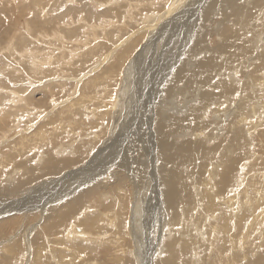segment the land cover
Segmentation results:
<instances>
[{
  "label": "rangeland",
  "instance_id": "rangeland-1",
  "mask_svg": "<svg viewBox=\"0 0 264 264\" xmlns=\"http://www.w3.org/2000/svg\"><path fill=\"white\" fill-rule=\"evenodd\" d=\"M173 1L174 0H0V185L4 188L9 186L17 189L12 191L13 195L11 194L6 198V200L8 199L7 202L19 201V199L22 200L23 198L26 199L32 196L30 193L34 191L36 192L35 196L29 197L28 199L30 203L41 204V207H47V209L52 212L60 210L70 212V201L76 198L80 191L88 185V187L92 189L90 197L80 208H88L93 211L89 212L91 216L85 212H79V218L82 219V221L78 222L79 224L77 223L76 227L78 226L80 229H82L81 227L87 228L89 231L91 230V224L93 222V224H97L98 222L101 226L100 231L103 234L101 236H106V240H109L110 234H113L111 232L112 230L106 227L107 223H109V220H113L114 215L118 214L119 211H124L121 215L124 225L123 233L122 235H120V232L115 233L119 235V244H117L119 241L113 238H111L110 243L92 242L90 241L93 239L92 237L97 236L93 235L83 242L76 241L75 248L73 245L71 248H66L63 245L61 252L59 250L60 248L53 249L54 246H51L52 237L54 235L50 236L47 228L44 227L46 225L45 215L39 214L41 209L33 213L36 216L39 214L36 218L32 217L34 215L22 217V219L21 215L17 214H13L12 216L9 214L10 217L8 216L7 218L4 217L5 215H0V222L10 220L13 216L18 218L17 220L13 219L12 226H9L6 232L0 229L2 232V234H0V263L6 264L5 261L10 260L12 257H16L12 264H144V262H146V264H152V259L158 248L160 247L161 250H163L164 244L167 245L174 239L173 231H177L178 227L170 226L168 229L165 225L163 229L159 226L161 222L158 224L152 220V214H154L156 210L149 211V214L144 210L147 207V199L150 193L153 194V191H149L147 194L148 198L146 197L147 199L142 203L144 213L142 212L143 217L141 223L142 226H144V232L143 235H141L142 237L139 243H135L137 239L131 235V229L129 228V226H132L133 219L131 220V218L134 217L135 207V200H133L131 191L133 188L132 184L126 185L127 191L123 193L116 192V195H113L104 190L101 191V185L99 183L105 181L112 184L115 181L112 177L108 178V175H117H113V172H116L114 171L116 165L112 166V164H108V166L106 165L107 162L103 160L109 153H113L111 158H117L120 154L116 145L114 146L116 149L108 150V148H106L108 144H111L109 138L112 135L113 129L115 131L113 138H120V136L124 137L122 133L128 135V130H135L139 127L138 124L141 116L144 118L151 116L148 111L144 112L147 110L148 104H151L147 96L151 94V100L153 98L158 101L161 100L160 96L162 95V91L160 90H162L167 81L169 82V79H171L173 74L171 71L175 66L180 63L181 65H185L186 69L188 68L194 72L202 66V63L207 58L213 55L212 46L216 51L220 41L217 33L225 36V34L222 33L220 24H222L223 20L226 27H231L230 20L234 19V17L231 15L230 7L237 2V0H198L197 3L193 4L192 0H186L184 2L179 0L178 2L175 1L177 4L173 7L174 9L170 10L171 5L175 4ZM212 1H214L215 4L210 8L209 14L211 16L209 15V20L203 22V20H200L202 18L200 17L199 10L206 7L205 2L210 5ZM240 1L239 3L241 4L245 2V0ZM248 1V5L250 6H248L249 15L245 17L248 21H251L243 22L245 17L242 21V18L238 17L239 14L236 13V16L239 19L241 18L243 22L242 24L240 23L238 27L242 25L245 27V30L246 28H255L257 24L260 26L258 27L259 30H261L260 36L263 37L264 0H259L258 5L255 4L256 0ZM252 13L254 16L251 15ZM157 15L160 16L158 19L156 17ZM154 16L157 21L155 19V22H152L153 25L151 29L149 27L151 22L149 23V21H152L151 17ZM146 29L150 31L149 37L140 34V32ZM133 33L134 35H131ZM233 33L236 32H231L228 40L238 39V36H235ZM204 36L206 40L210 41L211 45L206 44L203 49L192 47L196 37L204 38ZM214 42L215 44H213ZM241 42H244V39H242ZM261 42V44H264V40ZM251 44L255 46L256 52L257 46L259 45H256L255 41H252ZM119 56H122L123 59L121 60ZM137 58H139L138 63L134 66L135 68L130 77L131 79L128 77L129 80H124L126 69ZM243 58L235 63V66L232 67L233 70L232 68L230 70V64H225V67L229 69L220 71L221 75L225 76L227 74L225 77H229L231 81L233 71L234 69L236 70L234 73L237 74V77H234V79L238 82L234 85H237V87H235L238 93L236 92L233 97V104L240 99L242 94L241 91H244V87H248L249 84L250 89L252 84L249 82L251 80L257 77V83L258 80L259 82L261 81V79H259L261 77L258 74H255V72L251 70L248 71L249 61L246 59L241 61ZM139 60L141 62L140 64ZM152 62L154 64H152ZM217 62L224 64L222 59H217ZM148 63H151L153 66ZM155 63L163 67L165 71H170L171 69L168 74L169 76L167 75L164 81L165 83H163L164 86L163 84L161 85L162 87L159 84L161 77H159L157 81H154L152 84L153 86L148 83L149 73L153 69H156ZM262 81L261 83L264 87V80ZM139 82L141 90L138 92L136 85ZM127 83L128 86H126ZM181 86L183 87V84H176V82L173 81V86L168 91V93L171 91L179 92L177 96L178 101L177 99L175 102L173 101L174 107L177 108L178 105L185 102V98H189L186 97V92L189 91L188 88L183 87L182 89ZM104 87H107L106 91ZM240 88H242V90H240ZM247 89H245V95ZM121 91L126 93L122 99L118 97ZM128 91H132L131 94H129ZM259 94H262V96L260 98L257 96V100H259L256 101L257 103L255 102L254 105L262 110L264 107V92H259ZM140 95L141 102L137 108L135 99ZM246 99L247 95L244 100ZM222 102L223 107L203 117L206 122L205 124L210 123V130L208 131L205 129L204 136H199L198 140L205 141L206 146H209V148H205L206 151H209L213 144L217 145L221 141H218L219 136L217 131H220V128H228L226 124L231 119L232 114L228 115V117L225 116L222 112L224 108L229 106V110H235L230 108L231 103L224 100ZM165 103L169 105L170 102ZM133 106L135 108H132ZM174 107L172 106L170 108ZM104 109H109L110 112L107 116L102 118V114L106 111ZM189 110H191L190 107ZM249 110H252L251 107ZM256 110L259 111L258 108H256ZM165 111L167 110L165 109ZM170 114L172 113L170 112ZM115 117L121 120V122L123 120L124 127H121V125L118 126L113 122ZM132 117H134V120ZM241 120L245 124L247 118L242 117ZM164 123L165 126H170L168 122ZM251 126L248 130L250 136H252L251 141H253V146L256 151V153L254 151L252 156L254 157V154H258V157L261 155V158L259 157L257 161L259 167L256 169L258 170H255L253 173L259 174L256 179L262 177V179H264V131H262L264 122L252 124ZM214 127H217V129ZM115 128L117 129L115 130ZM213 132L215 133V139L213 137ZM202 134L203 132L201 135ZM184 135L186 137L183 136V138L177 140L181 143H186L188 141L195 143V140H197V136L193 133L186 132ZM175 136L176 135H173V137ZM227 141L230 140L228 139ZM121 147L122 145L119 149ZM147 147V152L142 150V154L144 155L142 156L143 160H147L148 158L151 159L152 157L154 159L155 149L151 153H148L149 144ZM80 153L85 154L84 161L81 164L60 171L58 168L50 169L49 159L52 160L53 158V160L56 161H65L76 158ZM223 154L224 153L218 155L222 156ZM228 159H230V157H228ZM26 164L27 167L31 165L29 169H31V171L34 169L35 173L33 175L38 177L36 181L30 184H24L23 181L27 176L26 172H28V169L25 168ZM223 164L225 166L228 165L226 160L223 161ZM89 166H91L90 168L92 170H89ZM154 166L148 165L147 170L149 171V182L155 191L156 185L153 183V177L156 176V172L158 173L157 176L159 175L160 168ZM154 168L157 169V171L154 170ZM260 170L263 172L261 173ZM241 172L244 173V171ZM96 173L100 175L96 178L91 177V183L85 184L82 177H90ZM103 173L104 175H101ZM212 173L214 181L211 184L214 185L215 168L212 170ZM105 175H107V177ZM100 176H103V180H100ZM201 176L200 173L197 174L199 180ZM17 183L18 185L16 186ZM246 183L244 186L247 187ZM197 186L198 185H196L195 188H197ZM255 186L256 187L250 184L249 191H247L249 193H247L246 196L243 197L239 195L240 197L237 196V198H234L238 200V207H245L246 209L247 216L243 220L246 223L250 222V226L248 227V236L252 237L250 242L241 246L239 251L236 249L228 251H233V253L227 254L228 256H221L222 261H219L220 257L214 259V254L205 250L203 244L196 245L200 251L199 259H197V256L194 254L191 255V250L188 249L189 254L186 253L187 256L184 254V256L178 257L177 259L179 260L176 259L175 262L173 258L170 257L171 261L173 263L181 261L178 264H224V260H232L230 264H236L237 262H239L237 264H262L264 260V191L260 186H264V183L259 181ZM202 187L203 185L199 192L203 191ZM89 188L86 190L88 191ZM192 189V185L189 184L188 190ZM258 189L261 192H258ZM38 190L44 191V195L48 192L54 193V195L49 200L41 201L40 192ZM73 190L75 191L73 192ZM100 191V196L103 197L107 195L106 199L102 198V200L96 196L93 198V195ZM239 192L243 193L244 191L239 190ZM239 192L237 194H240ZM119 195L125 199L123 203L125 204V208L123 209H120L118 206L117 200ZM60 196L61 198L57 201L56 198ZM259 196L263 197L260 198ZM239 200L242 202H239ZM249 203H252V205ZM151 205L153 204H150V206ZM218 205L223 206L221 208L223 211L231 213L225 203L219 202ZM247 206H250V208ZM253 206L255 207L253 208ZM151 208L153 209L152 206ZM197 210L203 211L204 207L198 203ZM71 215L73 216V214ZM107 215H110L111 218ZM160 217H162V215L158 218ZM28 219L33 221L30 222ZM220 219L223 220V218ZM223 221L224 222L220 221L221 224L215 221V228L223 229L225 225L230 226L232 232H230L228 228H225L227 232L225 238L229 239L230 234L237 230H234L232 219L230 220L232 223H229L230 221ZM204 225L206 224L202 223L200 227L206 230L207 225ZM32 226L35 228L33 229ZM250 227L252 230H250ZM37 231L41 232L40 236H42L44 240L41 239V244L34 243L30 245L29 241L39 234ZM200 235L202 234H199V236ZM182 240V238L178 239V241ZM227 241L228 240H223V243ZM112 242H115V244ZM191 243L192 242H190L189 245H191ZM66 244L70 245L68 242ZM254 246L256 248H254ZM6 247L12 248L14 252L6 251ZM40 247H43L45 250L41 251L39 249ZM202 248H204V250H202ZM117 249H120L122 252H117ZM133 251L136 252L134 253ZM233 254H236L235 257L237 258L240 256V259L231 256ZM243 255L249 256V260ZM256 258L259 261L255 263L257 260ZM3 260L4 262H2ZM164 260L166 261V256ZM235 261L237 262L234 263ZM7 264H11V262ZM157 264H159V261Z\"/></svg>",
  "mask_w": 264,
  "mask_h": 264
},
{
  "label": "bare ground",
  "instance_id": "bare-ground-1",
  "mask_svg": "<svg viewBox=\"0 0 264 264\" xmlns=\"http://www.w3.org/2000/svg\"><path fill=\"white\" fill-rule=\"evenodd\" d=\"M175 1L178 2L179 0H174L173 2H175ZM182 1L184 2L186 0H182ZM192 1H193V4L198 2V0H192ZM239 2H241V1L237 0V2L235 4H232L230 7L231 15L234 17V19L230 20L231 27L230 28L226 27L223 20H222V24H220L222 27V33H224L225 36L217 33L218 39H220L218 49H216V51H215V48L212 46L213 55L211 57L207 58L202 63V66L199 69L192 72V70H189L188 68H187L188 69L187 70L185 65H181L179 63L177 66H175V68L172 71L170 69V71L173 72V74H172V76L170 74L171 79H169V82L167 81L166 85L164 86L163 83H165L164 81H165L167 75L170 73V71H165L163 69V67H160V66L156 65V63H155L156 69H153L149 73L148 83L152 85L154 83V81H157L158 78L161 77L159 84H160V86L162 84L164 86L163 89L160 90V91H162V95L160 96L161 100L158 101L154 98L151 100V94H149V96H147V98H149V100L151 101V104L150 103L148 104L147 110L144 112L148 111V113L151 116H147V118L146 117L144 118L141 116L139 124H138L139 127H137L135 130H133L131 127L132 130H128V135L126 133H122L124 135V137L120 136V138H118V137L113 138L114 132H115L113 129L112 135L109 138L110 139L109 141L111 144H108L106 147V148H108V150H112V149L117 148L118 151H120L119 157H117V158H115V157L111 158L113 153H109L103 159V160H105V162H107L106 165H108V164H112V166L116 165V168L114 170L116 172L115 173L113 172V175L117 174L118 176L117 175L116 176L108 175V178L112 177L115 182L112 184L107 183L105 181L99 182L101 185L100 190L101 191L104 190L105 192L112 193L113 195L114 194L116 195V192L123 193V192L127 191L126 185H128L130 183L132 184L133 188L131 191L133 194V200H135V203H134L135 207H134V214H133L134 217L131 218V220L133 219L132 226H129V228L131 229V235L133 237H136V239H137V241L135 243H137V244L139 243V241L141 240V237H142L141 235H143V232H144V226H142V223H141V220L143 217L142 216V212H143L142 203L145 199L148 198L147 194L149 193V191H153V194L150 193V196L147 199V207L144 210H146V212H148V214L150 213L149 211H153L154 209L156 210V212L154 214H152L153 215L152 220L154 222H157L158 224H160V222H161V225H159V226H161L162 228L163 227L165 228V225H166V227H168V229L170 226L178 227L177 231L176 230L173 231L174 239L169 244H167V245L164 244L163 250H161L160 247L158 248L156 254H154V258L152 259L153 260L152 264H157L158 261H159V264H178L181 261L178 263H173L171 261L170 257H172L174 262H175V260L178 257L184 256V254L186 255V253H188V249L191 250V253H190L191 255L194 254L195 256H197V259H199L200 251H199V248L196 247L197 244H203L205 250H207L208 252H212L214 254V259L220 257L219 261H222L221 256H226L227 254L233 253V251L228 252V251H231V249H236L239 251L241 246L250 242L251 238H252V237L248 236V232H249L248 227L250 226V222L246 223L243 220L247 216L246 209H245V207H238L237 206L238 200H235L234 198L235 197L237 198V196H239V195L243 196V197L246 196L247 193H249L247 191H249L250 184L252 186L256 187L255 185H257L259 181L264 183V179H262L263 177L260 179H256L259 176V174L253 173L255 170H258V169H256L259 167L257 161L261 155L259 157H258V154L257 155L254 154V157L252 156V154L255 151V147L253 146L254 145L253 141H251L252 136H250V133L248 130L252 124H256V123L260 124V123L264 122V107L261 110V108L256 107L254 105L255 102L259 100V99L257 100V96H259V98L262 96V94H259V92H264V87L261 83V81L264 80V44H261L262 43L261 41L264 40V36L263 37L260 36L261 30H259L258 27H260V26H258L257 24H256V26L254 25L255 28H253V27L252 28H246L245 30H244L245 27L242 25L240 27H238V25L240 23L242 24L243 22H246V21L250 22L251 21V20L248 21L245 17V16L249 15V7H250L248 5L249 1L245 0V2L242 4ZM176 4L177 3L175 2L174 5H171L170 10L174 9L173 7ZM205 4H206V7L203 8L202 10H199L200 17L202 18V19H200V18L199 19L203 20V22H206L207 20H209V18L211 16L209 14L210 8L214 6L215 2L212 1L210 3V5H208L206 2H205ZM255 4L258 5L259 0H256ZM177 6H179V5H177ZM200 9H201V7H200ZM215 12H216V10H215ZM236 13L239 14L238 17H241L242 21H243L244 17H245V20L242 22L241 18L239 19L236 16ZM185 14H186V12H185ZM251 15H253V13ZM251 15H250V17H251ZM156 17L158 19V17H160V16L157 15ZM156 17L155 16L151 17L152 21H149V23L151 22V25H149V27L151 29H152V25H153L152 22H155ZM255 17H254V19H255ZM157 19H156V21H157ZM220 23H221V21H220ZM191 29H192V27H191ZM231 32H236L233 34L235 36H238L237 40H228V37H229ZM138 33H139V31H138ZM149 33H150V31H148V29L143 30V32H140V34L142 36L145 35L147 37H149ZM131 35H134V33ZM243 36H244V38H243ZM242 39H244V42H241ZM127 40L129 41L128 38H127ZM252 41H255L256 45H259V46H257L256 52H255V46H253V44H251ZM206 44L211 45L210 41L206 40L205 36H204V38L196 37L193 41L192 47L203 49ZM213 44H215V42ZM122 45H123V43H122ZM188 47H190V46H188ZM221 53H223V54H221ZM119 57L121 60L123 59L122 56H119ZM139 58L135 59L132 62V64L126 69L124 80H127L128 77L129 78L131 77L133 70L135 68L134 66L137 65ZM241 58H243V60H241V61H244L245 59L249 61L248 71L251 70L252 72H255V74H258L261 77V78H259V79H261V81L259 82V80H258V83H257V80H256L257 77H256V79L251 80L249 82L252 84L250 89H249V84H248V87H246V88L244 87V91L242 90V88H240V90L243 91V92L241 91V93H242L241 97L238 100V102H234L235 104H233V97L237 92V88H236L237 85H234V84H237V82H238L236 79H234V77L235 78L237 77L236 76L237 74L234 73L236 70L234 69V71H233V76L231 77V81L229 80V77H227L228 79L225 77V76H227V74L225 76L221 75L220 71H226L229 69V68L225 67V64H230L229 66H231L230 67V70H231V68L233 66H235V63L237 61H239ZM217 59L218 60L222 59L224 64L218 63ZM102 60H103V57H102ZM140 63L141 62L139 60V64ZM148 64H151V63H148ZM152 64H154V63L152 62ZM111 67H113V66H111ZM161 70H163V71H161ZM232 70H233V68H232ZM162 74H163V76H162ZM144 76H146V75H144ZM141 81L144 82L143 80H141ZM173 81H175L176 84L177 83H180V85L183 84V87L188 88V90H189L188 92H186V95H187L186 97H189V98L188 99L185 98V100H184L185 102L181 105H178V108L174 107L173 101L174 102L176 101L179 92L177 93V92L171 91L170 93H168L169 89L173 86ZM140 82L136 85L137 86L136 89L138 92L141 90L140 89L141 86H139ZM159 84H158V86H159ZM123 86H124V84H123ZM126 86H128V83L126 84ZM183 87H182V89H183ZM134 89H135V87H134ZM245 89H247V91H246L247 99L246 100H244V98H246ZM104 90L106 91L107 87H104ZM151 90H152V88H151ZM178 91H179V89H178ZM248 91H249V93H248ZM131 92H129V94H131ZM142 92H144V91H142ZM124 94H126V93H123V91H121V93L119 94L118 97L120 99H122ZM154 94H155V92H154ZM137 95H139V94H137ZM132 97H133V95H132ZM134 98H136V97H134ZM147 98H145V99H147ZM120 99H119V101H120ZM223 100L231 103L230 108L235 109V110H229L228 109L229 106L224 108V110L222 112L225 116L228 117V115L232 114L231 119L230 120L228 119L229 122L226 120L228 122L226 124V125H228V128H226V129L220 128V131H217L218 136H219L218 141L219 140H221V141L217 145L213 144V146L210 147L209 151H206L205 148H209V146H206L205 141L198 140L199 136H204V130L205 129H207L208 131L210 130V128H209L210 123L205 124L206 122H205V119L203 117L204 116L206 117L207 114L210 115V114H212V112L214 113L215 110L223 107V104H222ZM135 101L137 103L136 107L138 108V105L141 102V95L139 97H137L135 99ZM177 101H178V99H177ZM165 102H170L172 104L169 103V105H168ZM232 104H233V106H232ZM129 105H131V104H129ZM133 105H134V103H133ZM172 106L174 108H170ZM189 107L191 110H189ZM250 107H251V109H252L251 111L253 113L249 110ZM132 108H135V107L133 106ZM256 108H258L259 111L256 110ZM109 109H104L106 111H104V114H102V118H104V116H107L109 114V112H110ZM128 109H129V107H128ZM165 109L167 111H165ZM169 111L172 114H170ZM221 116H223V115H221ZM242 117L247 118V121L245 122V124L241 120ZM120 118H122V117H120ZM132 119L134 120V117H132ZM113 122L115 124H117L118 126L121 125V127H124L123 120L121 122V120H119L117 117L114 118ZM164 122H168L170 126H168V125L165 126ZM214 128L217 129V127H214ZM116 129L117 128H115V130ZM213 130H215V129H213ZM262 131H264V128ZM186 132L193 133L197 136V140H195V143H192L190 141H188L186 143H181L179 140H177V139L183 138V136H185L184 134ZM202 132H203V134L201 135ZM119 135H120V133H119ZM173 135H176V136L173 137ZM262 135H263V132H262ZM213 137L215 139V133L214 132H213ZM228 139L230 141H227ZM191 140H193V139H191ZM251 142H252V145H251ZM148 144H149V152L148 153H151L155 149V157H154V159L152 157L151 159L148 158L147 160H145V159L143 160L142 156H144V155L142 154V150H144V152H147L148 151V147H147ZM115 145L117 146L116 148H114ZM121 145H122V147L119 149V147ZM221 153H224V154L222 156H219L218 154H221ZM255 153H256V151H255ZM84 156H85L84 153H80L79 155H77L76 158L68 159V160L64 159L65 161H56V160H53V158H52V160H50L48 158L50 166H51L50 169L51 168H53V169L58 168V170L60 171L63 169L72 168L76 165L81 164L84 161V158H85ZM262 156H263V154H262ZM228 157H230V159H228ZM224 160H226L228 165L225 166L223 164ZM54 161H56L57 163ZM148 165H152V166L155 165L154 167L160 168L159 175L157 176L158 173L156 172V176L153 177V181H154L153 183H155V185H156L155 191L153 190L152 185L150 184L149 179H148V177H149L148 176L149 171L147 170ZM91 166H89V168ZM30 167H31V165L29 167H27V164H26L25 168L28 169L29 173L26 172L27 176L25 179H23L24 184L25 183H28V184L33 183L38 178L37 176L33 175L35 173V171H34V169L31 171V169H29ZM214 168H215V184L212 185L211 183L214 181V176H213L212 170ZM89 170H92V169L90 168ZM154 170L157 171V169H155V168H154ZM241 171H244V173H242ZM262 172L263 171H261V173ZM199 173L202 175L200 180L197 177V174H199ZM151 174H153V173H151ZM99 175L100 174L96 173L93 176H90V177L85 176L82 178L85 181V184H87V183H91V177L96 178ZM101 175H104V173ZM105 176L107 177V175H105ZM102 178H103V176L102 177L100 176V180H103ZM127 179H129V180H127ZM100 180H98V181H100ZM190 180H191V182H190ZM56 181H59V180H56ZM20 183H21V180H20ZM245 183L247 184V187L244 186ZM189 184L192 185V187H193L192 190H188ZM17 185H18V183L16 184V186ZM196 185H198L197 188H195ZM202 185H203V187H202L203 191L199 192ZM260 187L263 188V191H264V186H260ZM40 188H42V187H40ZM88 188L89 187L87 185V187H85L83 190L80 191L79 195L76 198H73L70 201V203H71L70 204L71 208L69 209L70 212H68L66 210H63V211L60 210V211L52 212V211L48 210L47 207H41L42 206L41 204L39 205L37 203H30L29 202V200H28L29 197L35 196L36 192H34V191H32L30 193L32 196H29L26 199L23 198L22 200L19 199V201L16 200V201L7 202L8 199L6 200V198L12 194V191L17 190V189L11 188L9 186H7V188H4L0 185V215L1 216L5 215L4 217L7 218L9 216V214H10V216H12L13 214H17V215H21V219H22V217H29V215H34L33 213L35 211H37L38 209H41L39 214L45 215V224L46 225L44 227L47 228L50 236L54 235L52 237V245L51 246L52 247L54 246L53 249H56V248L59 249L60 248L59 249L60 252L62 251L61 249H63L62 248L63 245L66 248H71L73 245L75 248L76 247L75 246L76 241H82L83 242V241H85V239H87L93 235H97V236L92 237L93 239L90 240L92 242L96 241V242H100V243H110L111 238H113V239L118 240L119 242H117V244H119L120 243L119 235H116L115 233L120 232V235H122V233H123L124 225L122 222L123 219H122L121 215L124 211H122V212L119 211L118 214L115 213L116 215H114V219L109 220V223H107L106 227H108L109 230H112L111 232L113 233V234H110V236H109L110 239L108 238L109 240H106V236H101L103 234L100 231L101 226L98 224V222H97V224H93L94 223L93 222L91 224V227H90L91 230H89V231L87 230V228L85 229L81 226L80 227L83 230L80 229L78 226L76 227V224L78 222L82 221V219L79 218V215H80L79 212L80 213L85 212L86 214H89V212L93 211V210H89L88 208H82V207L80 208V206L82 204H84L86 202V200L90 197V194H91L90 192L92 191V189L89 188V190L87 191L86 189H88ZM75 190H73V192ZM239 190H242L244 192L240 193ZM101 191L97 192V193L95 192L96 194L93 195V198H94V196H96L100 199H102V198L106 199L107 195L103 196V197L100 196ZM237 191L240 194H237L238 193ZM39 192H40V200L41 201L49 200L54 195V193H49V192L46 195H44L45 192L42 190ZM235 192H237V193H235ZM258 192H261V191H259V189H258ZM198 193H199V195H198ZM61 196L57 197L56 200L59 201V198H61ZM254 197H253V199H254ZM262 197L263 196H261L260 198H262ZM124 201H125V199L119 195L117 202H118V206L120 207V209L125 208V204H123ZM240 201L241 200H239V202ZM263 201H264V199H263ZM6 202H7V204H6ZM219 202L225 203L227 205L228 210L232 214L223 211L221 209L223 206L218 205ZM198 203H200L204 207L203 211L197 210ZM150 204H153V205H151L153 207V209L151 208ZM250 205H252V203ZM154 206H155V208H154ZM240 206H243V205H240ZM247 207L250 208V206H247ZM254 207L255 206H253V208ZM255 210H257V209H255ZM71 214H73V216ZM145 214H147V213H145ZM38 215L37 216L34 215L32 217L36 218V217H38ZM160 215H162V217L158 218ZM107 216L111 218L110 215H107ZM204 217H205V219H204ZM220 218H223V220H225L226 222H229L231 219L233 220L234 230H237V231L231 233L229 239L225 238V234L227 233L225 231V228H228V230H230V226L225 225V228H223V229L215 228V225H216L215 221H217L218 224H221L220 221L224 222ZM13 219L17 220L18 218H16V216H13V218H10V220H5L3 222H0V229H3L4 232H6L7 228L9 226H12ZM30 219H32V218H30ZM207 219H210L211 221L207 220ZM24 220H22V221H24ZM28 221H30V220L28 219ZM32 221H30V222H32ZM19 222H21V221H19ZM190 222H193V223H190ZM202 223H205L207 225L206 230H204L203 227H200ZM229 223H232V222L230 221ZM26 224H27V222H26ZM206 225H204V226H206ZM83 226H85V225H83ZM34 228L35 227H33V229ZM250 230H252L251 227H250ZM38 231H40V230H38ZM38 231H37V233H39V234L36 233L37 235L29 241L30 245L31 244L33 245L34 243H37V244L40 243L41 244L42 236H40L41 232H38ZM149 231H150V229H149ZM230 232H232V231L230 230ZM42 233H44V232H42ZM0 234H2L1 231H0ZM199 234H202V235L199 236ZM259 235H260V232H259ZM258 237H260V236H258ZM179 238H182L183 240L178 241ZM42 240H44V239H42ZM223 240L224 241L228 240V241L226 243H223ZM229 240H230V242H229ZM126 241H127V239H126ZM67 242L70 245H67L66 244ZM190 242H192L191 245H189ZM112 243L115 244V242H112ZM10 247H11V244H10ZM204 248H202V250H204ZM254 248H256V247L254 246ZM5 249H6V251H11V252L13 251L14 252V250L12 248L6 247ZM32 249H33V247H32ZM39 249L41 251L45 250L43 247H40ZM117 252L120 253L122 251H120V249H117ZM252 253H254V252H252ZM255 253H257V252H255ZM17 255H18V253H17ZM246 255H247V253H246ZM165 256H166V261L164 260ZM231 256H233L234 258H237V257H235L236 254L235 255L233 254ZM244 257L247 260H249L248 259L249 256H244ZM15 259H16V257L15 258L12 257V258H10V260H12V261L7 260L5 262H6V264L8 262H11V264H12ZM251 259H255V258H251ZM177 260H179V259H177ZM231 261L224 260V264L225 263L230 264ZM237 261H235L234 263H236ZM258 261L259 260L257 259L255 261V263ZM2 262H4V260ZM196 262H198V261H196ZM237 263H239V262H237ZM0 264H4V263H0ZM144 264H146V262H144ZM262 264H264V260H263Z\"/></svg>",
  "mask_w": 264,
  "mask_h": 264
}]
</instances>
